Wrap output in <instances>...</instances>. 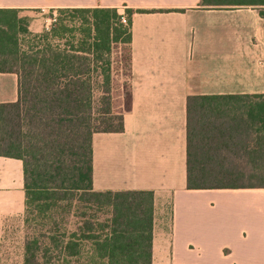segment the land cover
<instances>
[{
    "label": "trees",
    "instance_id": "obj_1",
    "mask_svg": "<svg viewBox=\"0 0 264 264\" xmlns=\"http://www.w3.org/2000/svg\"><path fill=\"white\" fill-rule=\"evenodd\" d=\"M245 2L258 1L201 0L208 7ZM58 11L90 23L62 48L45 43L27 53L20 49L18 36L27 31L18 12L0 9V74L18 77V100L0 104V157L23 166V264H151L153 193H97L91 186V137L123 132L130 106L127 81L119 113L108 94L111 68L130 75L134 11H124L125 22L116 9ZM114 45L120 58H111ZM99 64L101 81L94 77ZM97 83L104 101L95 125ZM186 189H264V95L188 98ZM66 215L77 219L75 230Z\"/></svg>",
    "mask_w": 264,
    "mask_h": 264
},
{
    "label": "crops",
    "instance_id": "obj_2",
    "mask_svg": "<svg viewBox=\"0 0 264 264\" xmlns=\"http://www.w3.org/2000/svg\"><path fill=\"white\" fill-rule=\"evenodd\" d=\"M0 0V9H126L130 106L123 132L91 137L92 191L153 193L151 264H264V189L187 190L189 97L264 95V0ZM120 14V13H119ZM18 100L0 74V104ZM22 162L0 157V243L24 226Z\"/></svg>",
    "mask_w": 264,
    "mask_h": 264
},
{
    "label": "rangeland",
    "instance_id": "obj_3",
    "mask_svg": "<svg viewBox=\"0 0 264 264\" xmlns=\"http://www.w3.org/2000/svg\"><path fill=\"white\" fill-rule=\"evenodd\" d=\"M119 15L124 17L123 10H120ZM22 20V26L26 29V33H20L19 44L20 49L23 52H35L43 44L50 43L58 47H63L66 43H70L73 39H79V30L81 26L86 23L87 27L89 19L74 16L72 13L64 12L60 13L58 10L44 11V12H24L18 15ZM122 56V51L117 49V46H113L111 58L116 59ZM113 63V60H112ZM113 65V64H112ZM101 65L97 67V71L94 77L97 81H101ZM113 67V66H111ZM112 70V85L110 87V92L108 96L110 97V102L113 107V111L117 114L121 111L122 105L125 102V91H126V81L124 70L114 71ZM97 83L94 87L93 98L91 104V115L90 118L92 122L97 125L99 121V115L103 107V92ZM233 195H224L222 197L228 198L229 200H243L245 194L249 193L248 190H237L232 192ZM82 207L80 211H82ZM87 209V215L92 214ZM64 222H69L67 228L70 230H75L77 228V219L72 215L63 217ZM61 223V217L58 218ZM26 236L25 226H15L13 230L8 234L3 242L0 243V264H23L24 256V240Z\"/></svg>",
    "mask_w": 264,
    "mask_h": 264
},
{
    "label": "built area",
    "instance_id": "obj_4",
    "mask_svg": "<svg viewBox=\"0 0 264 264\" xmlns=\"http://www.w3.org/2000/svg\"><path fill=\"white\" fill-rule=\"evenodd\" d=\"M122 22H125L124 17H122Z\"/></svg>",
    "mask_w": 264,
    "mask_h": 264
}]
</instances>
